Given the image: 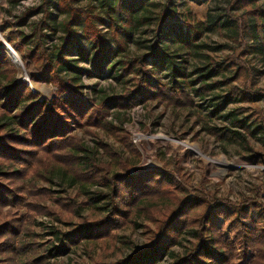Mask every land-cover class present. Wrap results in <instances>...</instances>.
Listing matches in <instances>:
<instances>
[{"label": "rangeland", "instance_id": "rangeland-1", "mask_svg": "<svg viewBox=\"0 0 264 264\" xmlns=\"http://www.w3.org/2000/svg\"><path fill=\"white\" fill-rule=\"evenodd\" d=\"M37 1L18 0L11 5L7 0H0V22ZM230 2L144 1L136 11L147 15L148 20L132 28L128 38L120 40L118 45L108 41L114 52L107 62H101L103 71H92L89 75L81 72L75 80L88 103L97 109H105L103 113L100 112L102 115L97 114L98 118L109 120L111 124L94 125L89 121L74 125L70 122L71 134L77 138V146L83 147L77 150L78 155L87 156L89 163L106 161L111 171H120V167L161 168L175 174L184 190L179 193L201 191L232 202L248 199L247 210L264 226V45L251 22V12L243 5L229 6ZM255 4L264 7V0H256ZM70 5L88 11L93 24L108 38L109 27L99 20L103 15L95 0H71ZM162 10L169 20L180 24V28L176 26L174 32L166 28L167 33L161 42L166 44L175 64L182 70L183 76L177 78L182 80L193 104L176 105L157 97L136 104H120V100L107 99L111 94H119L122 89L131 86V79L124 81L117 76L116 60L121 56L128 58L149 52ZM35 16V13L31 14L30 18ZM55 16V31L46 40L49 49L63 36V15L58 13ZM115 22L120 24L117 18ZM10 28L0 26V36L10 47L8 49L3 44L9 62L16 68L14 77L24 81L39 98H52L55 87L49 82L30 79V70L25 69L17 50L7 42L4 34ZM73 28L80 32L78 27ZM78 40L85 45L82 37ZM13 52L17 54L21 67L13 62ZM225 57L234 59L239 65L236 77L226 84H219L203 96L195 95L190 89L192 85L188 83L196 74L193 68L209 60L221 61ZM76 64L90 68L87 61L77 59ZM64 71L61 70L66 77L72 75V72ZM154 74L161 80L168 78L166 68L157 69ZM230 85L258 92L259 96L253 100L228 102L222 109L210 112L217 100L215 95L222 94ZM229 111L233 112L232 115ZM233 115L248 124L250 131L231 125ZM220 126L239 130L244 139L241 142L225 140L208 129ZM105 146L109 153L103 150ZM255 152L259 154V160H249L248 155ZM67 165L41 152L16 181L23 186L19 192L20 198L14 206H0V222L9 220L6 226L15 225L17 229L16 234H10L7 239L5 235L1 237L14 249L0 253V264H27L30 257L34 258L31 264H37L42 260L43 248L48 247V243L58 246L64 242L56 235L81 219L103 215L105 211L96 207L103 201L93 205L87 202L88 197L97 190L105 191L104 187L93 183L94 179L81 181L72 178ZM252 199L256 202L250 203ZM142 202L145 205L143 209L129 212L123 218L124 223L112 229L108 235L83 238L75 244L66 243L65 251L46 254L45 264L108 263L131 253L153 235L157 220L167 210L170 200ZM219 239L233 262L246 260L249 252L241 251L237 239H224L221 231ZM192 241L195 239L190 232H182L178 243L171 246V252L161 256L160 262L165 264L175 254H182Z\"/></svg>", "mask_w": 264, "mask_h": 264}, {"label": "trees", "instance_id": "trees-1", "mask_svg": "<svg viewBox=\"0 0 264 264\" xmlns=\"http://www.w3.org/2000/svg\"><path fill=\"white\" fill-rule=\"evenodd\" d=\"M7 1L13 5L18 0ZM70 1L38 0L0 22L1 28L11 27L4 35L10 46L17 50L25 69L30 70V79L49 82L55 87L52 98H39L24 81L16 79V68L9 62L0 40V206H14L20 198L19 192L23 190V186L16 181L41 152L55 161L68 163L72 178L81 181L94 179L93 183L105 189L90 195L87 202L93 205L103 201V204L96 206L105 211L103 215L81 219L56 235L64 242L58 246L48 243V247L43 248L42 260L37 264L46 263V254L65 251L66 243L75 244L83 238L108 235L112 229L124 223L123 218L129 212L143 209V200L153 202L163 199H169L170 203L157 220L156 230L147 242L113 262L96 264H164L160 262L161 256L171 252V246L178 243L182 232H190L195 241L182 254H175L165 264H264V226L247 210L248 199L232 202L201 191L179 193L184 191L182 186L175 174L167 170L120 167V171H111L106 161L96 162L95 159L89 163L87 156L78 155L77 150L83 147L77 146L78 140L71 134L70 122L74 125L89 121L94 125L111 122L99 119L97 114L103 113L105 109L93 107L82 96L75 81L78 79L77 74L84 72L89 75L92 71H103L101 62H107L114 52L108 41L114 45H118L120 40L125 41L130 30L145 23L149 17L136 11L148 0H95L103 15H100L99 20L109 27L108 38H105L91 21L89 12L70 5ZM255 2L231 0L229 6L243 5L251 12V22L264 45V7ZM34 13L35 18H30ZM58 13L63 15V36L49 49L46 40L55 31L53 25ZM116 18L120 24L115 22ZM74 26L80 29L79 33ZM176 26L180 28V24L169 20L162 10L149 52L128 58L121 56L116 60L117 76L124 81L131 79V86L122 89L119 94H111L107 99L120 100V104H136L157 97L176 105L193 104L182 80L177 78L183 76L182 70L175 64L166 44L161 42L167 33L166 28L174 32ZM80 37L85 45L79 42ZM77 59L87 61L90 68L76 64ZM160 68L167 69V79L161 80L154 74ZM62 69L64 73L72 72V75L66 77ZM239 70V65L230 57L221 61L209 60L193 68L196 74L188 83L192 85L190 89L195 95L203 96L219 84H226L229 79L235 78ZM257 96L258 92L247 88L226 86L222 94L215 95L217 100L210 112L222 109L228 102L253 100ZM228 113L232 115L233 112ZM230 124L250 131L249 125L234 115L230 118ZM208 129L225 140L241 142L244 139L242 132L228 126ZM103 150L109 153L106 146ZM248 158L257 161L260 156L255 152L249 154ZM252 202L256 200L252 199ZM8 223L9 220L0 222V253L14 249L5 238H1L5 235L7 239L10 234H16V226L7 227ZM220 231L224 239H237L243 253L249 252L246 260L233 262L230 259L219 239ZM33 259L30 257L27 264H31Z\"/></svg>", "mask_w": 264, "mask_h": 264}, {"label": "bare ground", "instance_id": "bare-ground-1", "mask_svg": "<svg viewBox=\"0 0 264 264\" xmlns=\"http://www.w3.org/2000/svg\"><path fill=\"white\" fill-rule=\"evenodd\" d=\"M14 53V52H13ZM15 56V57H14ZM13 62L16 64V65H21V62H20V60H19V58L17 57V54H13ZM21 67V66H20ZM19 67V68H20Z\"/></svg>", "mask_w": 264, "mask_h": 264}, {"label": "water", "instance_id": "water-1", "mask_svg": "<svg viewBox=\"0 0 264 264\" xmlns=\"http://www.w3.org/2000/svg\"><path fill=\"white\" fill-rule=\"evenodd\" d=\"M1 42L5 45L6 48L10 49V47L7 45L6 41L0 36ZM11 51V50H10ZM11 54V53H10ZM12 55V54H11Z\"/></svg>", "mask_w": 264, "mask_h": 264}]
</instances>
